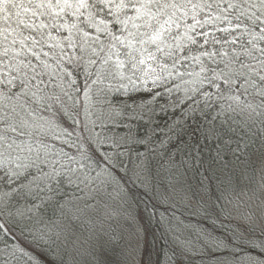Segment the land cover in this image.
<instances>
[{"label": "snow or ice", "instance_id": "obj_1", "mask_svg": "<svg viewBox=\"0 0 264 264\" xmlns=\"http://www.w3.org/2000/svg\"><path fill=\"white\" fill-rule=\"evenodd\" d=\"M0 264H264V0H0Z\"/></svg>", "mask_w": 264, "mask_h": 264}, {"label": "trees", "instance_id": "obj_2", "mask_svg": "<svg viewBox=\"0 0 264 264\" xmlns=\"http://www.w3.org/2000/svg\"><path fill=\"white\" fill-rule=\"evenodd\" d=\"M141 199H143L145 202H147V197H142ZM140 207L143 208L144 203H141ZM162 211H163V209H161L159 212H157V218H159ZM181 211H183V209H181ZM165 215H170V214H165ZM184 221H185V224L187 225L188 229L195 230L199 227H203L202 224H197L196 218H192L189 215V213H184ZM144 223L148 229L147 240H148L149 245H152L153 243H155L156 248H158V249L164 248L165 250H167L168 247L171 246L170 241L172 240L171 235L165 236V230L167 229L168 225L166 223L158 224L156 219L149 220L147 218V213H145V222ZM97 224H99V221H97ZM89 228H91V225L88 224L87 221L79 224V231H80V233H82L83 237H86L89 234V232H88ZM177 231L179 232L180 229H178ZM184 234L187 235L186 232Z\"/></svg>", "mask_w": 264, "mask_h": 264}]
</instances>
